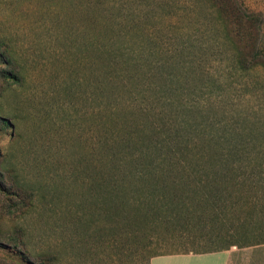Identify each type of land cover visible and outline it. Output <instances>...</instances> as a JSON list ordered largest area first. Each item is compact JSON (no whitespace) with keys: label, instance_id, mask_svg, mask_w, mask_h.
Instances as JSON below:
<instances>
[{"label":"rangeland","instance_id":"1","mask_svg":"<svg viewBox=\"0 0 264 264\" xmlns=\"http://www.w3.org/2000/svg\"><path fill=\"white\" fill-rule=\"evenodd\" d=\"M229 1L246 40L217 0H0V264L264 244V0Z\"/></svg>","mask_w":264,"mask_h":264},{"label":"crops","instance_id":"2","mask_svg":"<svg viewBox=\"0 0 264 264\" xmlns=\"http://www.w3.org/2000/svg\"><path fill=\"white\" fill-rule=\"evenodd\" d=\"M150 264H264V244L204 253L158 255L150 259Z\"/></svg>","mask_w":264,"mask_h":264},{"label":"trees","instance_id":"3","mask_svg":"<svg viewBox=\"0 0 264 264\" xmlns=\"http://www.w3.org/2000/svg\"><path fill=\"white\" fill-rule=\"evenodd\" d=\"M216 7H217V12H218V18L220 23L225 27L226 30V34L227 36L230 37V33L233 35V38L237 39V40H246V35L242 33V29L240 28V24L243 25V21L245 18L246 22H249V16L245 15L242 11H239L238 9H236L235 7H233L230 4L229 0H217L216 3ZM227 23H230L231 25V29L228 28ZM231 38V37H230ZM1 43V42H0ZM7 62H9L6 59ZM7 77L3 76L4 78H6L7 81L12 80L17 82L18 78L17 75H15L12 71H8L7 70ZM1 109V107H0ZM2 110V109H1ZM0 122L4 125H6V120L0 115ZM7 168L5 166V162L0 164V184L3 183L2 186H0V192L5 193L6 190L5 185H4V180H5V175L9 173L8 176H10V171H6ZM16 179V176H15ZM17 180V179H16ZM15 186H17V188H19L21 191L26 192L27 188L19 182L17 181H13ZM23 201H25V198H23ZM217 251V250H216ZM188 252H193V253H204V252H210V251H195V250H188V251H184V252H176V253H170V254H178V253H188ZM169 253H163L160 255H168ZM154 256H158V254L153 255ZM53 260L52 258H49V262ZM40 264H48V262L46 260H42L40 262Z\"/></svg>","mask_w":264,"mask_h":264}]
</instances>
